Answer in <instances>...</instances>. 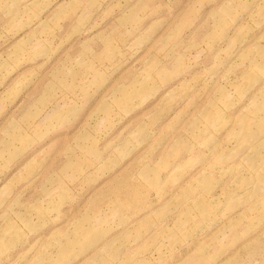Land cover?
<instances>
[{
	"label": "rangeland",
	"instance_id": "374dc122",
	"mask_svg": "<svg viewBox=\"0 0 264 264\" xmlns=\"http://www.w3.org/2000/svg\"><path fill=\"white\" fill-rule=\"evenodd\" d=\"M36 263L264 264V0H0V264Z\"/></svg>",
	"mask_w": 264,
	"mask_h": 264
},
{
	"label": "crops",
	"instance_id": "0c3cea01",
	"mask_svg": "<svg viewBox=\"0 0 264 264\" xmlns=\"http://www.w3.org/2000/svg\"><path fill=\"white\" fill-rule=\"evenodd\" d=\"M146 219V218H145ZM47 262V261H46ZM44 263V262H43ZM37 264V263H36Z\"/></svg>",
	"mask_w": 264,
	"mask_h": 264
}]
</instances>
